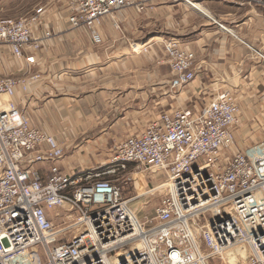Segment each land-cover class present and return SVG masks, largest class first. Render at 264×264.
Listing matches in <instances>:
<instances>
[{
	"label": "built area",
	"instance_id": "2783aa9c",
	"mask_svg": "<svg viewBox=\"0 0 264 264\" xmlns=\"http://www.w3.org/2000/svg\"><path fill=\"white\" fill-rule=\"evenodd\" d=\"M61 5L70 27L90 31L94 42L104 17L141 9L133 0ZM52 6L0 19V46L35 63L51 35L35 28ZM162 51L170 89L184 88L195 78L194 52L173 38ZM38 76H0V264H264V141L233 150L239 105L229 90L199 109L158 113L115 142L98 167L67 171L62 143L14 100ZM156 191L164 192L141 217L135 203ZM52 209L65 211L57 226Z\"/></svg>",
	"mask_w": 264,
	"mask_h": 264
},
{
	"label": "crops",
	"instance_id": "0c3cea01",
	"mask_svg": "<svg viewBox=\"0 0 264 264\" xmlns=\"http://www.w3.org/2000/svg\"><path fill=\"white\" fill-rule=\"evenodd\" d=\"M50 1L35 33L47 27L51 35L35 63L0 46V76L39 74L14 100L62 143L63 169L98 167L115 142L156 114L199 109L226 89L239 105L233 150L264 141V0H133L140 10L129 6L102 19L100 42L70 27L63 0ZM169 38L195 54V78L182 89L169 86L162 51Z\"/></svg>",
	"mask_w": 264,
	"mask_h": 264
},
{
	"label": "rangeland",
	"instance_id": "374dc122",
	"mask_svg": "<svg viewBox=\"0 0 264 264\" xmlns=\"http://www.w3.org/2000/svg\"><path fill=\"white\" fill-rule=\"evenodd\" d=\"M48 1L50 0H0V19L18 18L21 16H25L31 13L33 9L38 5ZM158 178L163 177H156V179ZM140 185H143V183L141 182ZM140 185L139 183L137 184L138 187ZM164 185H157L156 190L161 189L162 187H164ZM148 186H151V184H148ZM163 192L164 191L158 193V191H156V196H144L141 199L137 200V202L135 203V207L137 208L141 217L152 213L153 207L158 203L161 198L160 194H163ZM56 211L57 209L49 210L48 216L57 226L58 224L62 223V221H64L65 211L63 209H58L59 215H55Z\"/></svg>",
	"mask_w": 264,
	"mask_h": 264
}]
</instances>
